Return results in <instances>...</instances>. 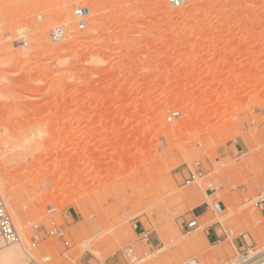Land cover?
Listing matches in <instances>:
<instances>
[{"label":"rangeland","instance_id":"1","mask_svg":"<svg viewBox=\"0 0 264 264\" xmlns=\"http://www.w3.org/2000/svg\"><path fill=\"white\" fill-rule=\"evenodd\" d=\"M0 191L22 264L263 252L264 0H0Z\"/></svg>","mask_w":264,"mask_h":264},{"label":"built area","instance_id":"2","mask_svg":"<svg viewBox=\"0 0 264 264\" xmlns=\"http://www.w3.org/2000/svg\"><path fill=\"white\" fill-rule=\"evenodd\" d=\"M168 5L171 8H180L185 4V0H167ZM90 16V8L88 6L78 5L74 8V19L76 21V27L79 31H84L88 27V18ZM67 38L66 31L63 27L58 26L53 28L49 33V39L53 43H60ZM24 46H28V42L25 38L21 39ZM179 116L178 112L173 113L168 117V122L172 123ZM198 177V172L190 171L189 177L185 181V185H190L195 182ZM257 207L260 212L264 213V198H262L258 203ZM136 225V224H135ZM137 227V226H135ZM186 228L189 231L196 230L199 228V222L197 218H192L189 222L186 223ZM50 236L57 237L59 239H63L64 233L59 229L52 230ZM144 237L148 235V233H143ZM21 242L20 236L16 230L14 222L12 220L11 215L8 212L7 205L5 203V199L0 191V250L5 246L19 244ZM68 246V243L65 244ZM36 245H33L35 247ZM251 251H255V249L247 250L243 257L240 258L241 264H264V251L260 253H255L253 257H249V253ZM27 264H41L35 260L29 261ZM195 264V263H190ZM198 264V263H197Z\"/></svg>","mask_w":264,"mask_h":264},{"label":"bare ground","instance_id":"3","mask_svg":"<svg viewBox=\"0 0 264 264\" xmlns=\"http://www.w3.org/2000/svg\"><path fill=\"white\" fill-rule=\"evenodd\" d=\"M74 14V12H73ZM90 16H91V11H90ZM89 16V18H90ZM88 18V20H89ZM180 43L179 42H175L173 43V45H171V47H169V50H171L172 52H177L178 50H180ZM230 108V106H229ZM232 108V106H231ZM230 110V109H229ZM130 149V148H129ZM25 255L28 256L29 260H34V257H31L30 255L26 254L25 250L23 249L22 251ZM22 256H21V252L17 251V250H12V249H1L0 252V264H22ZM197 264V262H192Z\"/></svg>","mask_w":264,"mask_h":264},{"label":"crops","instance_id":"4","mask_svg":"<svg viewBox=\"0 0 264 264\" xmlns=\"http://www.w3.org/2000/svg\"><path fill=\"white\" fill-rule=\"evenodd\" d=\"M207 196H209V195L207 194ZM211 197H212V195H211ZM212 207L217 211L220 208V205H218V204L216 205L213 203ZM210 209H211V204L208 202H204V203L200 204V206L196 209V211L193 213V215L195 218L200 219V218L204 217L206 214H208ZM261 215L264 216V213L261 212ZM214 235H217V237H218V234H214V233L212 234V237H214ZM144 239L148 243H150V245L156 244V240L151 237L150 233H148V235L146 237H144Z\"/></svg>","mask_w":264,"mask_h":264}]
</instances>
